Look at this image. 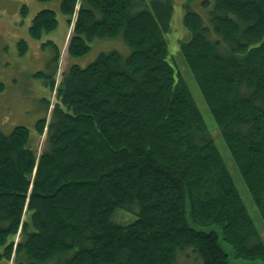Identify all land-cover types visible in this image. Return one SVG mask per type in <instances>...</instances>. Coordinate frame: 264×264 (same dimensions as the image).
<instances>
[{
	"label": "trees",
	"instance_id": "1",
	"mask_svg": "<svg viewBox=\"0 0 264 264\" xmlns=\"http://www.w3.org/2000/svg\"><path fill=\"white\" fill-rule=\"evenodd\" d=\"M151 1L61 0L70 56L120 35L130 53L102 52L59 84L45 81L57 100L50 121L36 124L47 136L42 152L30 148L27 126L0 132L5 264H181L185 250L196 264L264 259L228 161L172 58L173 0ZM203 7L206 19L185 13L180 53L264 215V0ZM57 25L55 10L42 9L30 36ZM27 48L22 39L21 55Z\"/></svg>",
	"mask_w": 264,
	"mask_h": 264
},
{
	"label": "rangeland",
	"instance_id": "2",
	"mask_svg": "<svg viewBox=\"0 0 264 264\" xmlns=\"http://www.w3.org/2000/svg\"><path fill=\"white\" fill-rule=\"evenodd\" d=\"M145 1L148 5L152 2L151 0ZM211 1L215 2V0ZM60 2L61 0H53L52 2L0 0V132L9 134L17 125L27 126L30 130L29 146L37 150L38 145L39 152H42L47 136L39 137L36 124L38 120L46 116H48V122L50 121L57 100V92H53L45 81H50L56 77L55 80L59 84L66 69L72 65L86 67L96 60L102 52L109 53V51L117 50L124 55L130 53L129 46L126 45L123 36L120 35L117 38H97V40L90 43L92 48L86 55L70 56L67 44L71 28L68 16L61 11ZM204 2L205 0H193L192 2L189 0H173L174 13L167 41L173 54L172 58L176 61L182 76L185 77L190 86L193 96L202 110L208 129H210L225 160L228 161L230 171L233 173L236 183H238L244 202L248 205L249 212L256 221V215L254 214L257 207L245 187L235 162L232 160L231 152L228 150L225 140H223L212 112L207 107L195 76L180 53V41H184L189 34L183 21L184 15L188 10H192L199 12L206 19L208 10L204 9ZM24 6L28 8L25 15ZM42 9L55 10L58 25L57 29L44 35L40 40L31 38L29 27L34 16ZM22 39L27 41L28 48L21 55L19 42ZM58 54H60L59 58ZM38 73H41V75H37ZM48 101L51 103L50 109H47ZM227 247L225 245L226 249ZM195 257L196 254L193 255L190 250H185L183 254L179 255L178 261L181 264H196ZM230 260V264H252L245 257L238 260L230 257ZM0 264H5V262L0 261Z\"/></svg>",
	"mask_w": 264,
	"mask_h": 264
},
{
	"label": "flooded vegetation",
	"instance_id": "3",
	"mask_svg": "<svg viewBox=\"0 0 264 264\" xmlns=\"http://www.w3.org/2000/svg\"><path fill=\"white\" fill-rule=\"evenodd\" d=\"M260 209L257 208V211L255 212L254 215H256V221H255V226L257 228V233L258 236L261 240V242L264 244V215L259 211ZM252 264H264V259L262 260H253L251 261Z\"/></svg>",
	"mask_w": 264,
	"mask_h": 264
}]
</instances>
